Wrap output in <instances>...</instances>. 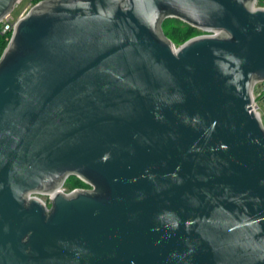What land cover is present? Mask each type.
Instances as JSON below:
<instances>
[{"label":"water","instance_id":"95a60500","mask_svg":"<svg viewBox=\"0 0 264 264\" xmlns=\"http://www.w3.org/2000/svg\"><path fill=\"white\" fill-rule=\"evenodd\" d=\"M259 82L257 0L35 5L0 58V264H264Z\"/></svg>","mask_w":264,"mask_h":264},{"label":"trees","instance_id":"16d2710c","mask_svg":"<svg viewBox=\"0 0 264 264\" xmlns=\"http://www.w3.org/2000/svg\"><path fill=\"white\" fill-rule=\"evenodd\" d=\"M34 1L36 3H40L44 0H29ZM257 6L264 8V0H257ZM1 30V25H0ZM163 30L165 35L176 45L181 46L191 38L202 35L203 32L197 30L188 24L178 20V19H167L163 23ZM10 35H2L0 32V58L2 57L5 49L9 44ZM69 183L67 186L70 190L75 188H89V186L80 180L76 176H72L67 180ZM66 184V183H65Z\"/></svg>","mask_w":264,"mask_h":264},{"label":"built area","instance_id":"2783aa9c","mask_svg":"<svg viewBox=\"0 0 264 264\" xmlns=\"http://www.w3.org/2000/svg\"><path fill=\"white\" fill-rule=\"evenodd\" d=\"M27 14H23L20 16V18H23L25 17ZM16 22L17 21H14L13 18H6L4 19L0 25H1V34L2 35H10L9 37V41L13 35V32L15 30V27H16ZM208 34H212V33H209V32H206ZM262 105H264V82H259L255 85L254 87V91H253V104H252V109L253 111L259 116V118L261 119L263 125H264V115L262 113ZM81 180V179H80ZM65 186V185H64ZM84 189H90L89 188H75L73 190H70V191H64V187L61 189V191H64V193L66 194H71V193H74L78 190H84ZM49 197V201L48 202H45L46 205L48 207H51V199H52V195H47Z\"/></svg>","mask_w":264,"mask_h":264},{"label":"rangeland","instance_id":"374dc122","mask_svg":"<svg viewBox=\"0 0 264 264\" xmlns=\"http://www.w3.org/2000/svg\"><path fill=\"white\" fill-rule=\"evenodd\" d=\"M38 3L34 2V1H29V0H21V2L19 4L16 5L15 9L12 12V18L14 21H17L21 15L23 14H28L30 12V10L37 5ZM258 7V6H257ZM190 26V25H189ZM196 29V28H195ZM199 30V29H197ZM201 31V30H200ZM203 32V31H202ZM208 33L203 32L202 35H207ZM201 36V35H199ZM198 37V36H196ZM195 38V37H194ZM192 39V38H191ZM179 47V46H177ZM262 113L264 115V105H262ZM69 182L67 181L64 189L67 191H70V188L67 186ZM38 197L43 200L44 202H48L49 201V197L47 195H38Z\"/></svg>","mask_w":264,"mask_h":264}]
</instances>
